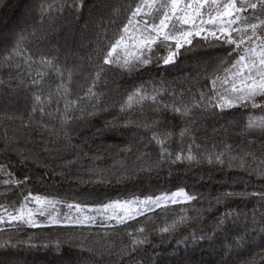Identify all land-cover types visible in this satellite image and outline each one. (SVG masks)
I'll return each mask as SVG.
<instances>
[{
  "label": "trees",
  "instance_id": "trees-1",
  "mask_svg": "<svg viewBox=\"0 0 264 264\" xmlns=\"http://www.w3.org/2000/svg\"><path fill=\"white\" fill-rule=\"evenodd\" d=\"M41 0H0V53L10 45L14 34L34 28L43 39L30 37L26 47L32 52L37 45L49 55H58L62 65L82 69L74 75L71 89L82 94L78 83L91 71L87 57L96 47V37L108 8L124 0H84L77 14L66 9L53 13L47 21L39 20ZM225 47H197L182 54L175 65L156 63L127 73L111 68L97 85L101 106L107 111L75 119L70 114L61 126V113L55 105L48 108L52 116L31 113V97L16 81L8 83L9 69L0 67V164L20 184H0V205H17L28 193L81 205H102L108 201L134 196H154L179 188L196 195L188 203H167L143 212L124 225L90 223L85 225L44 224L41 227L12 225L0 228V244L10 241L15 247L0 248V264H264V200L259 196L223 197L226 192H264V179L249 174L248 167H258L264 159V131L248 129L249 118L264 117V111L251 106L218 109H193L191 134L181 139L173 136L167 147L173 154H192L197 161L160 159L154 143L143 146L151 135L134 124L124 127L125 120L141 121L144 117L160 118L161 131L178 133L184 122L171 112L157 113L150 101L120 112V104L134 88L144 85L149 92L163 85L162 103L172 97L185 102L199 99L212 87L216 66ZM15 75V70L11 72ZM90 82V81H89ZM179 94H183L181 97ZM62 106V105H61ZM87 107V106H86ZM113 126H107L108 122ZM193 140L195 143H193ZM231 146L225 151V146ZM131 146L132 151L121 149ZM225 151V163H209L207 157ZM252 152L245 167L232 157ZM147 153L142 159H137ZM27 177V180H25ZM221 197L220 203L216 202ZM180 216L188 219L175 230L160 234L158 229ZM223 220V224L218 221ZM145 226L149 243L123 256L116 255L129 243L126 230ZM59 242V248H57ZM113 245L112 254L101 255L104 246ZM96 249L90 254L87 249Z\"/></svg>",
  "mask_w": 264,
  "mask_h": 264
},
{
  "label": "snow or ice",
  "instance_id": "snow-or-ice-1",
  "mask_svg": "<svg viewBox=\"0 0 264 264\" xmlns=\"http://www.w3.org/2000/svg\"><path fill=\"white\" fill-rule=\"evenodd\" d=\"M83 6L84 0H41L38 6L39 20H50L53 13H63L66 9L78 14ZM106 6L105 0H101L100 7ZM30 37L33 41L42 40L43 33L34 28L30 33L21 30L14 34L10 45L0 53V67L6 66L9 69L8 83L14 80L16 87H23L30 94L32 114L52 116L54 113L49 112L48 108L55 105V112L61 113V126L68 121L70 114L78 112L81 115L74 118L82 119L88 107L92 109L87 112L89 116L108 110L107 107L101 106L100 93L96 88L106 72L113 67L132 73L153 63L158 66L175 65L182 54L197 47H225V55L217 58L216 63L222 74H214L211 78L212 87L207 93L200 92L199 99L185 102L182 98L173 96L171 103H162L161 94L167 91L163 85L153 86L151 92L144 85H140L130 91L120 104V112H126L136 105L143 109L145 102L150 101V110L157 113L171 112L184 122V126L177 133L172 130L161 131L162 119L156 117L150 119L145 116L141 121H124V127L134 124L137 128L151 133L143 139V146L146 148L153 143L158 146L160 159H172L173 163L184 160L199 162L197 156L192 154L191 146L187 149L188 155L180 153L174 158L167 147L173 136L178 135L183 139L191 134L190 117L193 115V109H218L223 112L237 106H251L264 111V0H124L119 6L109 7L108 15L101 20L96 47L87 57L91 71L83 77L84 83L77 82L82 94H74L71 89L74 75L82 69L62 65L58 55L47 54L39 45L36 51L32 52L25 46ZM13 70L15 75H11ZM4 83L5 81L0 80V85ZM107 126H113L112 122H108ZM246 127L264 131V117L249 118ZM132 150L131 146L121 149L126 152ZM230 150L231 146L226 145L225 151ZM225 151L215 154L214 157L209 155L208 162L212 163L214 158L215 162L223 165ZM144 155L147 153H142L137 159H142ZM247 157L254 161L258 159L254 153L246 152L244 156L232 157L228 166L232 167V161L238 160L239 166L243 168L247 164ZM259 165L249 166V174L264 179V159L259 160ZM0 172L9 177L4 181L5 184L23 183L12 179L13 174L8 172L4 165H0ZM248 195L259 196L264 200V192H226L223 197ZM197 199L196 195L179 189L171 194L144 200L113 201L95 209H88L80 204H68L67 207L75 209L78 215H65L61 220L53 211H49L55 210L60 201L28 193L13 211L4 208L7 215L5 217L0 214V224L17 223L41 227L35 217L47 214L49 225H85L96 222L95 216L86 214L89 210H95L100 215H108L111 211L109 219L124 225L130 219L143 214L142 208L134 209V205L150 209L152 205L160 207L162 204L188 203ZM221 199L217 197L216 202L220 203ZM33 202L36 207H29ZM187 219L186 216H180L171 224L153 230L167 234ZM223 223V220L218 221V224ZM125 235L129 238V243L123 245L116 255H130L140 246L149 243V236L143 225L126 230ZM5 246L15 247L10 241L0 244V248ZM112 249L113 245L109 243L100 254L103 255L104 251H107L111 255ZM87 251L92 255L97 254L96 249L90 248Z\"/></svg>",
  "mask_w": 264,
  "mask_h": 264
},
{
  "label": "rangeland",
  "instance_id": "rangeland-1",
  "mask_svg": "<svg viewBox=\"0 0 264 264\" xmlns=\"http://www.w3.org/2000/svg\"><path fill=\"white\" fill-rule=\"evenodd\" d=\"M161 51H163V50H161ZM0 165H2V164H0ZM7 171L10 172L8 169H7ZM8 179H9V177H8V175L6 173L0 172V184H3L4 181L8 180ZM12 179L15 180L14 175L12 176ZM179 189H182V188H179ZM179 189H176V190H173V191H169V192L158 193V194H156L154 196H144V197L143 196H134V197H130V198L115 199V200L108 201V202H106L104 204H107V203L113 202V201L124 202V201H133V200H136V199L144 200L145 198H148V197H153L154 198V197H158V196H161V195H164V194H171L173 192L178 191ZM34 195H37V194H34ZM41 197L44 198V196H41ZM46 198L55 199V198H49V197H46ZM55 200L60 201L58 199H55ZM68 204H76V203L60 201V203H58L56 205L55 210L49 209V211H53L54 214L61 220L64 219L65 215L72 216V217H75L76 215H78V213H76L75 209H69L67 207ZM19 205H20V203L17 204V205H8V206L4 205L3 207H0V214L5 215V217H6L7 214L4 212V208H7L8 211H13V209L15 207H18ZM28 206L32 207V208H35L36 204L33 202V203H30ZM82 206H87L88 209H95V208H98L101 205H82ZM133 207H134V209L135 208H142V211L146 212L148 210L154 209L157 206L152 205L150 209L148 207H143V206H140V205H134ZM86 214L90 215V216H95V218H96V222L95 223H114V222H116V220H114V219H109V215H111V211H109L108 215H100L95 210H89V211H87ZM35 218L41 225L48 224L47 223V214H45V216L37 215ZM12 225H23V224L2 223V224H0V228L1 227H5V226H12ZM25 226H27V225H25Z\"/></svg>",
  "mask_w": 264,
  "mask_h": 264
}]
</instances>
